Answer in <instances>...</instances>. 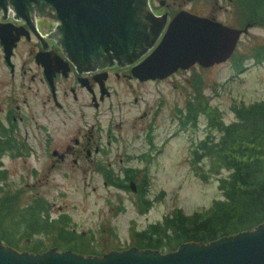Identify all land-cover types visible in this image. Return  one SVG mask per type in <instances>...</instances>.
Here are the masks:
<instances>
[{
	"label": "rangeland",
	"instance_id": "obj_1",
	"mask_svg": "<svg viewBox=\"0 0 264 264\" xmlns=\"http://www.w3.org/2000/svg\"><path fill=\"white\" fill-rule=\"evenodd\" d=\"M167 1L169 7L162 6L159 0H146V3L154 15L185 10L233 27H243V17L236 13L233 0ZM8 13V17L15 18L13 10H8ZM170 17L168 15V20ZM39 21L41 28L48 31L47 26L42 25L44 22L49 25V22L45 19ZM258 48L264 52V25L250 27L241 36L233 55L221 64L179 69L165 81H150L143 86H137L136 81L130 78H122V82L118 79L113 81L114 95L102 105L100 118L103 130L97 133V141L109 153L99 157L104 160L102 167L105 170L110 168L122 173L123 169L134 168L136 164L125 160L120 162V158H134L142 151L154 149L148 142L150 135L154 138L153 146L164 145L162 152L146 167V173L149 174V168L151 173L150 197L156 202L148 213L139 212L134 192L120 188L123 182L114 180L105 184L106 180L93 172L95 167L88 160L74 165L69 159L64 164L52 166L51 152L54 149L61 151L62 144L71 142L78 123L75 121L69 126L51 129V137L43 128L47 125L45 118L32 119V113H29L28 123L21 126L20 137L24 142L26 130V145L31 147V153L28 157L6 158V163L0 166L6 170L5 181L0 184L3 193L18 191L17 202L21 207L44 199L49 203L51 218L61 214L69 216V227L85 233L91 242L88 248L100 254L131 246L133 227L143 229L152 222L162 221L176 208L187 214L208 209L216 199L222 198L218 176L210 175L208 180H203L190 163L191 148L208 132L207 117L199 114L196 126L192 127V122L183 130L180 128V116L187 110V103L199 98L200 107L204 101L212 104L229 123L236 120L232 109L236 103L264 100V61L257 64L253 56ZM142 56L132 64L139 63ZM240 58H243V65L237 70ZM135 98H138L136 103ZM116 104L123 106L116 109ZM108 106L112 108L108 110ZM145 111L146 115L141 117ZM149 124L153 125L154 133H146L145 128ZM139 126L144 127L143 131ZM108 127H111V133L107 131ZM213 133L219 135L217 131ZM108 140L111 141L110 146L106 145ZM107 162H111V166ZM222 173L226 174L224 170ZM161 191H164L163 196H159ZM36 238L38 236H32L29 242H21L18 251H27V244ZM45 242L51 243L46 237Z\"/></svg>",
	"mask_w": 264,
	"mask_h": 264
},
{
	"label": "flooded vegetation",
	"instance_id": "obj_2",
	"mask_svg": "<svg viewBox=\"0 0 264 264\" xmlns=\"http://www.w3.org/2000/svg\"><path fill=\"white\" fill-rule=\"evenodd\" d=\"M159 2L164 7L170 6L167 0L162 2L159 0ZM143 3L144 1L142 4L137 2V10L143 6ZM2 4H0L2 9L0 12V93L2 92L3 95H0V143L6 149L0 154V166L6 163V158H23L31 153V147L27 148L26 145L27 131L24 130V142L20 137L21 126L28 123L29 113H32V119L45 118L47 125H43V128L51 137V129L69 126L75 121L78 123L74 128V136L70 138L71 142L62 144L63 150L54 149L51 152L52 166L64 164L69 159L74 165L88 160L95 167L93 172L102 176L97 169L105 163L99 156L108 155L109 152H106L105 146L97 141V133L103 130L100 118L103 114L102 105L114 95L113 81L118 79L122 82V78H130L136 81L137 86H143L150 81H165L164 79L141 80L132 74L134 66L132 60L138 55L136 54L138 41L144 29L146 33L149 24L141 22L137 14L138 38L124 53L104 52L99 49L88 56H75V53H71L65 44L59 23L55 31L45 22L42 26H47L48 31L40 26V19L50 20V25H53L55 21L54 9L49 3L42 0L31 2L26 6V16L19 15L16 11L18 18L14 19L8 17L9 13L6 14L9 6L15 8L12 0H2ZM176 13L163 14V24H165L163 32ZM168 15L171 16L169 20ZM148 18L154 23L151 16ZM153 27L154 24L152 27L150 25V28ZM146 51L147 53L142 54V58L147 56L151 49ZM137 101L138 98H135L134 102ZM122 106V104H116L115 108H122ZM111 108L112 106H108V110ZM145 115L146 111L141 117ZM139 128L142 131L144 129L143 126ZM145 129L146 133H154L152 124ZM107 131L111 133V127H108ZM108 136L110 137L111 134ZM110 143L111 141L108 140L106 145L110 146ZM147 151H142L134 158H120V162L133 161L136 164L134 168H128L126 171L123 169L122 173L107 168L111 170L108 177L127 184V188L124 186L120 188L129 189L130 183L134 182L135 187L132 191L135 198L136 200L141 198L143 203L141 205L145 206L151 195L150 184L147 183L151 173L150 168L149 174L145 173L143 168L149 166L151 160L156 159L162 150L154 148L148 151L152 155L151 159L148 155H143ZM107 163L111 166V162Z\"/></svg>",
	"mask_w": 264,
	"mask_h": 264
},
{
	"label": "trees",
	"instance_id": "obj_3",
	"mask_svg": "<svg viewBox=\"0 0 264 264\" xmlns=\"http://www.w3.org/2000/svg\"><path fill=\"white\" fill-rule=\"evenodd\" d=\"M232 2L236 13L243 17V26L264 25V0ZM253 56L259 62L264 52L258 48ZM242 61L240 58L237 70L242 68ZM204 102L200 107V99L193 98L180 121L195 125L199 114L207 117L208 132L191 148L190 163L203 180H208L210 175L218 176L223 198L202 211L187 214L176 208L161 222L140 230L133 227L132 245L140 249L169 252L186 242L209 243L254 229L264 222V100L236 103L232 106L236 120L229 123L216 107ZM5 149L0 143V154ZM5 176V172L0 171V182L5 181ZM2 188L0 185V237L6 244L19 249L21 242L38 236L27 244L28 251L39 253L57 247L84 255H102L88 248L91 242L85 234L69 227V216L51 218L49 203L44 199L21 207L17 202L18 191L4 194ZM45 237L51 243L46 244Z\"/></svg>",
	"mask_w": 264,
	"mask_h": 264
},
{
	"label": "water",
	"instance_id": "obj_4",
	"mask_svg": "<svg viewBox=\"0 0 264 264\" xmlns=\"http://www.w3.org/2000/svg\"><path fill=\"white\" fill-rule=\"evenodd\" d=\"M38 0H12L19 15L26 16V6ZM55 10L53 31L61 23L65 44L75 56H88L101 49L124 53L138 38L137 14L149 24L138 41V51L146 52L163 27V14L154 23L146 0H42ZM2 4V0H0ZM9 9V8H8ZM2 9H0V12ZM8 11V10H7ZM14 17L17 14L13 11ZM166 14V13H164ZM152 19V18H151ZM160 19V20H159ZM155 24L153 28H150ZM58 29V28H57ZM243 30L204 16L181 10L170 21L159 45L132 72L141 80L166 78L178 69L198 63L210 67L226 61L234 51ZM143 52V53H144ZM138 53L133 60L139 58ZM0 264H264V222L255 229L221 237L209 243L188 242L176 251L140 250L136 247L102 257L83 256L70 250L42 253L18 252L0 240Z\"/></svg>",
	"mask_w": 264,
	"mask_h": 264
}]
</instances>
